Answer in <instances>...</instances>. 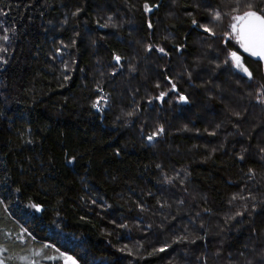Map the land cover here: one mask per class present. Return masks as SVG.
I'll use <instances>...</instances> for the list:
<instances>
[{
  "label": "trees",
  "instance_id": "16d2710c",
  "mask_svg": "<svg viewBox=\"0 0 264 264\" xmlns=\"http://www.w3.org/2000/svg\"><path fill=\"white\" fill-rule=\"evenodd\" d=\"M233 7L0 0L5 264H264V73Z\"/></svg>",
  "mask_w": 264,
  "mask_h": 264
},
{
  "label": "snow or ice",
  "instance_id": "6c2138e0",
  "mask_svg": "<svg viewBox=\"0 0 264 264\" xmlns=\"http://www.w3.org/2000/svg\"><path fill=\"white\" fill-rule=\"evenodd\" d=\"M235 7L231 9L230 22L228 24V30L223 33V36L231 41L234 40L239 48L243 49V52L248 53L252 57H259L261 61H264V8H258V6L253 2V0H249L246 4V10L240 11V7L242 4V0H234ZM145 11H150V7L147 3L144 5ZM228 13H222L219 9L212 13V19L215 21H221L224 16H227ZM196 21L193 20V24ZM151 27V25H149ZM204 29L205 32H209L211 35L215 36L217 33L209 28L207 25H200ZM4 40H8V36L5 35L3 37ZM0 51H6V49H0ZM159 51L163 52L164 49L161 48ZM227 58L231 60L232 65L245 73L249 79L252 78V73L249 71L247 67H245L243 57L235 50H229L227 53ZM114 59L119 62L120 57L115 56ZM227 62V60H226ZM173 90H175V84L172 85ZM161 97L165 95V93L160 94ZM104 102L107 103L106 98ZM181 101H186V97L181 95L179 97ZM261 102L264 103V98L261 99ZM99 102L94 103L93 107H98ZM131 115V114H130ZM163 127H160L156 132H153L151 135L147 137L149 141L153 140L154 137L163 133ZM235 198V197H234ZM33 208H36L38 211L40 210L39 205H31ZM240 215V213H237ZM26 231V230H25ZM22 238V237H18ZM44 247H50L49 245H45ZM164 249H160L163 251ZM4 248L0 246V252H3ZM59 251V250H57ZM34 256L40 255L39 252L33 253ZM46 259H56L57 257L46 256ZM65 261V264H77V260L71 256H68L66 253H60V257ZM21 259L28 260V264H39V262L35 259H30L28 257H21ZM0 264H5L4 259L0 258Z\"/></svg>",
  "mask_w": 264,
  "mask_h": 264
},
{
  "label": "water",
  "instance_id": "95a60500",
  "mask_svg": "<svg viewBox=\"0 0 264 264\" xmlns=\"http://www.w3.org/2000/svg\"><path fill=\"white\" fill-rule=\"evenodd\" d=\"M255 59H257L261 64H262V68H263V73H264V61H261L259 59V57H254Z\"/></svg>",
  "mask_w": 264,
  "mask_h": 264
},
{
  "label": "rangeland",
  "instance_id": "374dc122",
  "mask_svg": "<svg viewBox=\"0 0 264 264\" xmlns=\"http://www.w3.org/2000/svg\"><path fill=\"white\" fill-rule=\"evenodd\" d=\"M65 262V261H64Z\"/></svg>",
  "mask_w": 264,
  "mask_h": 264
}]
</instances>
